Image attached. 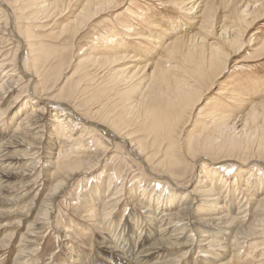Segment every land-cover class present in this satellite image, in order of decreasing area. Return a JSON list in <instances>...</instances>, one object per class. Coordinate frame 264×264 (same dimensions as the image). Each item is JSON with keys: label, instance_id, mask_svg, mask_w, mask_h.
<instances>
[{"label": "bare ground", "instance_id": "6f19581e", "mask_svg": "<svg viewBox=\"0 0 264 264\" xmlns=\"http://www.w3.org/2000/svg\"><path fill=\"white\" fill-rule=\"evenodd\" d=\"M12 1L13 6L5 0H0V9L6 13L3 15L4 19L0 17L5 29L3 32L4 36L0 37V42L2 39L7 40L8 38L12 44L16 42L19 43V46L16 48L13 60L11 61H14L13 64L5 61L6 57L4 58V54L0 52V94L2 92L5 93L4 96L0 97V102L5 100V96L11 93V90H8L11 86L8 84L11 81L13 82L16 77H18V80L26 79L25 81L28 84L25 96L15 98L16 100L10 107V109L13 107L15 110L18 108L16 106L20 101L27 98L24 101L25 106H21L22 110L19 109L22 114L16 116L17 113L15 112V116L12 119V123H17V126H20L22 135L11 138L8 142H0V201L3 204L14 203L16 201L14 197L9 198L5 195L7 189L11 187V181L19 175V171H23V173L24 170L31 173L37 171L41 167L40 162L37 161L35 163L31 159L36 160V156L43 154L46 164L56 167L58 170L67 169L54 185V191L51 190L52 195L47 194L44 199L42 198L43 201H41V204L37 208L35 220L32 223H38L40 215L49 221L56 198L65 190L70 181L74 180L77 175L87 173L88 167L94 164L91 162H86L84 165L81 162L75 163L77 160L76 155L78 154L83 155V157L85 156L84 158L87 156L88 160L93 159L90 154L85 155V152L92 151L90 143L86 142L88 145L81 144L83 140L92 141L95 144L104 145L105 150L107 149V153L100 160L109 159L110 154L108 153L118 149L123 159L129 155L134 161L138 162L136 167L139 168L136 169L140 177L142 174L149 175L157 184H166L170 190L165 194L166 196H164V190L160 193L158 191L156 193L154 190L148 194L149 197L152 196L153 198L151 197L148 200L144 194L140 196L136 191L139 188L142 191L140 185L143 183L141 184L142 180L139 177L141 182H135L138 185V189H135V187L129 190V194L132 198L130 203H133L131 207L138 206V210L141 211L142 216H138V213H134V210H131L129 213L126 212L127 207L123 214V223L118 224L116 223V210H118L122 202L126 201L124 200L126 199V194L122 195L123 185L120 188L116 187L117 191L113 198H107V194L103 193L91 205L83 206L81 211H87L89 215H91L92 209L95 206H100L99 221L95 222V224L99 225H95L92 228L98 233L101 232L102 235L94 243L90 240L93 238L94 232L91 230L88 232L90 234L89 240L91 241L89 246L94 247L95 245L97 253L91 259L84 252L87 243H75L74 238H68L61 232V242L64 244L63 247L68 251L61 264H235L236 261L238 262V259L244 255L243 252L247 243L254 238H261L264 234V136L263 138L261 137L262 139L256 148L254 146H252L254 148H251L249 146V139L238 140L234 136H226L225 131L228 130L230 119L232 117L235 118V115H239L245 108L248 110L247 115H250L252 118L256 115L258 116V110L260 113H264V103L261 104L255 101L250 104V100L247 98L250 92L245 94L239 87L231 88L228 92H223L224 90L219 92L217 96L220 98L215 101V107L212 109L213 113L210 115L212 119L211 124L212 126L215 125L213 132L216 135L218 134L215 136V139H211V146L205 143L203 145L200 144L194 136L185 144L186 149L185 147L181 148V151L194 157L193 170L190 176L186 178L190 169L186 167L185 171H182L180 169L181 164L176 157V149L178 148L180 151V142H182L177 132L181 126L180 119H182L187 109L193 104L195 96L192 91L194 90L185 87L187 83L185 79L182 83L179 81L175 85L177 97H169L167 102L162 100L164 97H144L142 92L138 95V97L141 96L139 99L133 95L137 94L138 88H135L136 82H140L138 85L142 86L143 89V87L146 88V83L151 79L153 81V77L158 76V74H155L154 67L158 66V61L161 62L158 56L160 52H173L181 41L196 39L197 36L185 34L171 39L172 37L167 36L169 33L164 34V36L162 33L156 34L157 36L137 34L140 37L136 38L138 41H134L133 45L138 49L127 47V50H130V52L127 51L125 55H120L121 60L129 61L132 65H127V70H120L117 73L126 79L124 87L121 88L112 79L110 82L103 80L100 84L102 85L101 88L97 89L100 101L96 108V113H102L107 118L95 121L93 117L91 118L81 112H76L66 103L64 104L63 102L56 101L54 98H50V95L46 97L36 95L34 92L35 86L38 87L36 77L27 71L25 52L28 50L27 52H30L32 57H36V53L43 50L42 47L38 50L36 44L32 43L34 42V35L32 34L34 25L31 22L41 14L37 9L43 8L46 14L50 10L41 5L45 0ZM110 1L84 0L74 22L81 26L80 22L83 17L91 19L99 15L100 11L104 12L106 5L112 3ZM178 1L177 6L182 16L180 20L185 21L186 24L193 28L198 26L204 32L213 29L214 24L217 23L215 17L218 18L215 10L216 5L214 7L213 0ZM49 3L51 4V2ZM51 6L50 8L53 9L54 7L55 11L58 8L57 3L55 4L54 2H52ZM235 10L237 11L239 22H247L246 19L251 14V9L249 10L243 3L241 8L236 5ZM19 14L21 15L19 17L22 20L21 23H25L23 26L24 30L22 29L24 35L19 30L20 26L18 27L17 16ZM47 17L50 18L51 16L48 15ZM228 29L226 28L225 31L224 29L222 31L226 35H229V37L223 35L229 39L231 38L230 34L232 31L228 34ZM126 30L129 33L131 32L129 28H126ZM144 42L147 43V46L153 47V50L150 51V48L146 47L144 53L141 49V47H145L143 45ZM117 49L120 52L122 48L120 49L119 45ZM140 49L143 54L138 53ZM117 57L118 54L117 56L115 55V58ZM216 57V55H211L210 58H203L202 63L198 64L197 68L202 69L206 65L215 66L217 62ZM98 60L100 61L101 57L89 55L79 62L93 66ZM109 60L112 62L111 64L115 63L113 57H110ZM151 67L153 69L152 72L147 74V70H150ZM141 75L145 79L131 82V79ZM191 78H194V76H191ZM192 82L190 80L191 85ZM129 83L131 84L129 85ZM151 83L149 84L151 85ZM7 85L9 88H7ZM5 88H7L6 91ZM139 90L142 91L141 89ZM210 90L209 88L208 91ZM254 90H257V88ZM155 93L159 96L157 92ZM251 94L253 96L258 95L253 90ZM28 100L32 104H36L38 109L30 107ZM234 104L237 105L234 106ZM31 110L32 113H29ZM50 114H53V118L49 117ZM14 119L18 121L15 122ZM244 119L241 117L242 124L240 126H242V129H244V123L246 122V119ZM248 124L250 125V123ZM262 124L261 129L264 131V119ZM254 130L256 129L254 128ZM95 133L99 137L90 136ZM87 135L88 138H86ZM243 136L245 135L243 134ZM250 137L253 138L252 136ZM26 139L33 140L31 148H36V146H32L36 144L37 140V149L35 151L32 149L29 154H20L17 147L22 146L26 142ZM59 140L60 144H57ZM77 141L80 142L78 147ZM213 141H216V143L213 144ZM255 141H257V138ZM63 159L67 160V162H61ZM96 163L98 165L100 161ZM73 164L81 168L75 169L76 166L73 167ZM233 169L237 173L233 177V180L229 182V180L224 179L223 174L225 175ZM40 173L41 171H39ZM253 176L254 179L252 180L251 177ZM186 179H188L186 185H182L181 182ZM36 180L34 179L32 182L29 181V183L23 185L25 187L32 186L36 183ZM136 180H138L137 177ZM113 181H115L114 178ZM113 181L111 178L108 180L107 192L111 189L110 186L113 184ZM178 188H183L184 191L173 194ZM171 191L173 192L171 193ZM40 192L41 190L37 189L30 200L31 206H29V211L36 205L35 201L39 198ZM120 194L121 196H119ZM5 196L7 197L4 199ZM12 213H18V210ZM7 214L6 210L0 209V220L9 215ZM16 219L18 220V222L15 221L17 226H15L14 232L12 231L13 234L10 237L7 235L6 230L3 234L1 233L3 239L0 240V249L4 251V254L7 251L10 255L8 254L5 258L4 254L0 256V264H6L2 262L6 259H9L7 260L8 264H28V260L33 256L26 250L32 243L31 237L34 235V232H28L30 231L28 228L26 232L22 233V221L20 218ZM4 227V225L0 224V229ZM9 247H13L16 251H9ZM177 253H180V255H177ZM194 253H196V257L192 258Z\"/></svg>", "mask_w": 264, "mask_h": 264}, {"label": "rangeland", "instance_id": "374dc122", "mask_svg": "<svg viewBox=\"0 0 264 264\" xmlns=\"http://www.w3.org/2000/svg\"><path fill=\"white\" fill-rule=\"evenodd\" d=\"M5 1L13 6L12 0ZM68 1L69 0H45L41 5L47 8V10H50L48 14L45 13L43 8L37 9L41 14H39L36 19L31 22L34 25V31L32 33L34 35V42L32 43L36 44V48L38 50L41 49V47L43 50L36 53V57H32L31 53L26 50L25 62L27 63L25 66H27V71L36 77L38 87L35 86L36 89H34V92L37 96L46 97L50 95V98H54L56 101L63 102L64 104L66 103L76 112H81L91 118L93 117L95 121L105 117L107 118V116L102 113H99L100 116L96 113V108L98 107L100 101L97 89L101 88L102 85L100 84L103 80L110 82L112 79L113 82H116V84L120 85L121 88L124 87V81H126V79L124 76H119L117 73L120 70H127V65H132L129 61H125L124 59L121 60L120 55H125L127 51L130 52V50H127V47L138 49L133 45L134 41H138L136 38L140 37L137 34H151L153 36H157L159 33H162L164 36V34L169 33L170 35L168 34L167 36L172 37L171 39L176 38L178 35L185 34H194L193 36H197L196 39L198 41L196 39H186L185 41H181L173 52H158L160 55L162 54L161 56L158 54L161 62L158 61V66L154 67L155 74H158V76L153 77V81L151 79L148 83H146V88L143 87L142 89V86L138 85L140 82H136L138 80L141 81L142 79H145L143 75L131 79V82H136L135 88H138L137 94L133 96L138 99L141 97H138V95L142 92L144 97H164L162 100L167 102L169 97H177L175 85L179 81L182 83L185 79L187 80L185 87L187 89L191 88L194 90L192 91L195 96L193 101L194 105L192 104V106L185 112L186 115L184 114L182 119H180L181 126L177 132V134L180 135L179 139L182 142H180V151L178 148L176 149V157L181 164L180 169L182 171H185L186 167L190 169L186 178L190 176V173L193 170L194 157L193 155L181 151V148H184L185 144L188 143V140L194 136L198 139L200 144L203 145L205 143L206 145L209 144L211 146V139H215V136L218 134L216 135L213 132V127L215 125L212 126V119L210 118V115L213 113L212 109L215 107V101L220 98L217 96L219 92L222 90H224L223 92H228L231 88L239 87L245 94L250 92V95H247V98L250 100V104L255 101L261 104L264 103V0H213L214 7L216 5L215 10L218 18L215 17V21L217 23H215L213 29L208 32L200 30L198 26L193 28L186 24L185 21L180 20L182 16L180 9L177 6V3L179 2L178 0H99V2L110 1L112 3H109V6H105L104 12L100 11L99 15H96L91 19L89 17V19L83 17L84 19H81L83 23H81L82 21L80 22V24H82L81 26L74 21L80 12L82 2H84V0ZM49 2H51V4ZM52 2L55 4L57 3L58 5L56 11L54 10V7L53 9L50 8L52 7ZM243 3L245 7H248L249 10L251 9V14L246 19L247 22L240 23L237 18L238 15L235 8L236 5L241 8ZM33 9L36 10L34 7ZM0 14V17H3L4 19L3 15L6 13L4 11L2 12L0 9ZM48 15L51 17L48 18ZM17 17V22H19L18 27L20 26L19 30L21 34L24 35V31H22V29L24 30L23 26L25 23H21L22 20L19 19V17H21L20 14ZM126 28L131 29V32L129 33ZM226 28H229L228 31L226 30L228 34L232 31L230 34L231 38L229 39L227 38L229 35L223 33ZM223 29L224 31H222ZM4 30V23L2 24V21L0 20V37L4 36ZM119 45L120 49L122 48L120 52L117 49ZM143 45L145 47L140 46L143 51L146 47L148 49L150 48V51L153 50V47L149 45L147 46V43L144 42ZM18 46L19 43L14 42L12 44L8 38L7 40H1L0 52L4 54V58L6 57L5 61L11 62L13 60L15 50ZM141 49L138 50L139 54H143ZM117 54L118 57L115 58V55L117 56ZM89 55H92V57L97 55L98 57H101V60H98L93 66L91 64L79 62L81 59L87 58ZM211 55L217 56V65H206L202 69L197 68V65L202 63L203 58H210ZM38 57L40 58L37 59ZM110 57H113L115 63L111 64L112 62L109 60ZM223 60H227V64L224 63L225 61L223 62ZM13 62L11 63L13 64ZM155 62L157 63V61ZM130 70L133 71L132 69ZM152 70V67L150 70L148 69L147 74L151 73ZM191 76H194V78H191ZM25 80L26 79L18 80V77H16L13 82H9L8 85L11 87L9 88L7 85V88H9L8 90H11V93H9L8 96H5V100L0 102V114L2 115H0L1 143L8 142L11 138H16L17 136L22 135L20 126H17V123H12V119L15 116V112L17 113L16 116L22 114L20 110H22L21 108L25 106L24 101L27 100V98L20 101L18 104L19 106H16L18 108L15 110L12 107L11 111L10 107L18 97L25 96L28 84ZM190 80L193 81L192 85L190 84ZM150 82H152L151 85L149 84ZM130 84L131 83H129V85ZM125 85L127 86V84ZM7 88H5V91ZM209 88L211 89V92L208 91ZM255 88H257V90H254ZM252 90L257 92L258 95L253 96L251 94ZM155 92H157L159 96H157ZM2 93L0 94V97L5 95V93ZM91 98L93 99L91 100ZM28 105L30 107H34V109H38L37 105L32 104L30 100H28ZM235 105L237 104H234V106ZM247 112L248 110L245 108V110L241 111L239 115H235V118L232 117L230 119L229 127L228 130L225 131V135L234 136L238 140L249 139V146L251 148H256L264 136V131L261 129V125H263L262 121L264 119V113L262 112V114L258 110L260 115L258 114V116L256 115L252 118L250 115H247ZM29 113H32V110ZM240 115L246 119H244L246 121H244V129L240 126L242 124ZM219 116L221 117V115ZM49 117L53 118V114H50ZM14 121L16 122L18 120L14 119ZM246 123H250V125H247ZM254 128L256 130H254ZM181 131L183 135L181 134ZM249 133L253 138L249 136ZM243 134L245 136H243ZM92 135L99 137L97 133L91 134L90 136ZM86 138H88V135ZM256 138L257 141H255ZM60 140L64 141L62 139ZM60 140L57 144H60ZM12 142H14V140H12ZM86 142L90 143V149L92 151L85 152V155L90 154L93 159L88 160L87 156L84 158L85 156L83 157V155L78 154L76 155L77 160L75 163L77 164L81 162L84 165L86 162H91L94 164L88 167L89 170L87 173L84 175H77L74 180L70 181L65 190L56 198L49 221L45 220V218L40 215V221L38 223H32L35 220V213L38 210L37 208L41 204V201H43L47 194L52 195L51 190L54 191V185L57 181H59L67 169L58 170L56 167L46 164L43 154L36 156V160L31 159L35 163H37V161L40 162L41 167L38 168L37 171L34 173L27 170H24V173L23 171H19V175L11 181V187L10 189H7L5 195L9 198L14 197L16 201L14 203L5 204L0 201V209L6 210L9 214L0 220V224L5 226L0 229V236L5 230L7 231V235L9 237L13 234L15 226H17L16 222H18L16 218H20L22 221V233L26 232V229L28 228L30 229L28 232H34V235L31 237L32 243L26 250L33 255L32 258L28 260V264H61L64 256L68 253L65 247H63L64 244L61 242V232L68 238H74L75 243H87L84 252L91 259L94 258L97 253V248L95 245L94 247L89 246V243L91 242L90 240L96 243L102 235L101 232L98 233L92 228L95 225H99L95 224V222L99 221L98 217L100 215V206H95L92 209V216L89 215V212L84 210L82 212L81 210L83 206L86 207V205H91V203H93L98 196H102L103 193L107 194V198H113L117 191L116 187L120 188L121 185L124 186L122 195L124 196V193L126 194V199H124L126 201L122 202L118 210H116V223L118 224L123 223L122 218L127 207L126 212L129 213L131 210H134V213H138V216H142L141 211L138 210L139 207L134 206L133 208L131 207L133 203H130L132 198L129 194V190H132L135 187V189H138V185L135 184V182L138 183L142 180L141 184H143L140 185L142 191L140 188L136 191L140 196L144 194L148 200L152 197H149L148 194L154 190L156 193H160L164 190V196H166L165 194L170 190L166 184H164L166 187L163 183L157 184V182L149 177V175L142 174L140 177L137 170L139 167H136L138 162L134 161L129 155L123 159L118 152L119 150L115 149V151L111 152L112 154L108 153L110 154L109 159L105 158L100 160L104 157L105 153H107L105 146L95 144L92 141L88 142L87 140L81 141V144L88 145ZM32 143V139H26V142L22 146L17 147L20 154H29L32 149L35 151L38 145L37 140V145L35 144L32 146H36V148H31ZM79 143L80 142L77 141V147ZM215 143L216 141H213V144ZM79 151H81V149H79ZM41 153H43V151H41ZM39 159L42 160L40 161ZM98 161H100V164L97 165L96 162ZM61 162H67V160L63 159ZM75 166L76 165L73 164V167ZM79 168L81 167H75V169ZM39 171H41L40 174ZM236 173L237 171L233 169L225 175L223 173L222 174L224 179L231 182ZM108 177L109 179L111 178L112 181L113 178L115 180L112 182L113 184H111L109 192L106 191L109 180ZM136 177L138 180H136ZM251 178L253 180L254 176ZM34 179H37L34 185L28 187L23 185L25 183H29V181L32 182ZM188 179L182 182L180 181L181 184L186 185ZM37 189L41 190L39 198L35 201L36 205L33 209L29 211V206H31L30 200L36 193ZM183 191V188H178L174 192L171 191V193H182ZM151 195L153 194L151 193ZM7 196H5L4 199ZM119 196H121V194ZM103 202H105V200H103ZM16 210H18V213H12ZM9 224L11 225L9 226ZM8 228H11V230ZM89 230L94 232L92 239H90V234L88 233ZM2 237L3 236L0 237V240L3 239ZM243 242H245V240H243ZM263 242L264 234L261 238H254L249 241L244 248V255H242V258L238 259V262L236 261L235 264H264ZM12 249L13 247H9V251H16V249ZM3 254L4 251L0 249V256ZM8 254L9 253L6 251L4 258L8 256ZM195 254L196 253L193 254L192 258L196 257ZM177 255H180V253H177ZM7 260L9 259L2 262L8 264Z\"/></svg>", "mask_w": 264, "mask_h": 264}]
</instances>
